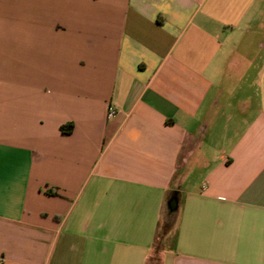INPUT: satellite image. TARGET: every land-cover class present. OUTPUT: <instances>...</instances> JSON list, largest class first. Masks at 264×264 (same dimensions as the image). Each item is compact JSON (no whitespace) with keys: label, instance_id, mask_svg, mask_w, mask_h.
Masks as SVG:
<instances>
[{"label":"crops","instance_id":"obj_1","mask_svg":"<svg viewBox=\"0 0 264 264\" xmlns=\"http://www.w3.org/2000/svg\"><path fill=\"white\" fill-rule=\"evenodd\" d=\"M152 261L264 264V0H0V264Z\"/></svg>","mask_w":264,"mask_h":264},{"label":"built area","instance_id":"obj_2","mask_svg":"<svg viewBox=\"0 0 264 264\" xmlns=\"http://www.w3.org/2000/svg\"><path fill=\"white\" fill-rule=\"evenodd\" d=\"M108 118L110 117V118H113V117H115V115H116V113H118V112H116V109H115V107H113V106H110V108H109V110H108Z\"/></svg>","mask_w":264,"mask_h":264},{"label":"trees","instance_id":"obj_3","mask_svg":"<svg viewBox=\"0 0 264 264\" xmlns=\"http://www.w3.org/2000/svg\"><path fill=\"white\" fill-rule=\"evenodd\" d=\"M68 127H69L70 130H68ZM62 129H63V131L68 130V132H71V130H72V124H70L68 126H63ZM170 212H172V209L171 208H170ZM152 262H153V264L155 263L154 261H152Z\"/></svg>","mask_w":264,"mask_h":264},{"label":"rangeland","instance_id":"obj_4","mask_svg":"<svg viewBox=\"0 0 264 264\" xmlns=\"http://www.w3.org/2000/svg\"><path fill=\"white\" fill-rule=\"evenodd\" d=\"M164 222H165V220H164ZM165 225H167L166 222L164 223V227H165Z\"/></svg>","mask_w":264,"mask_h":264},{"label":"water","instance_id":"obj_5","mask_svg":"<svg viewBox=\"0 0 264 264\" xmlns=\"http://www.w3.org/2000/svg\"><path fill=\"white\" fill-rule=\"evenodd\" d=\"M174 206V205H173Z\"/></svg>","mask_w":264,"mask_h":264}]
</instances>
